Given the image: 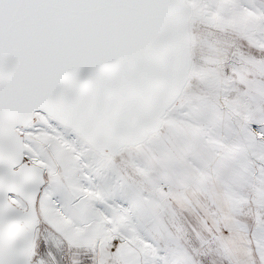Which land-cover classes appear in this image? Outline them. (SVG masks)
<instances>
[{
	"label": "snow or ice",
	"instance_id": "1",
	"mask_svg": "<svg viewBox=\"0 0 264 264\" xmlns=\"http://www.w3.org/2000/svg\"><path fill=\"white\" fill-rule=\"evenodd\" d=\"M0 264H264V0H0Z\"/></svg>",
	"mask_w": 264,
	"mask_h": 264
}]
</instances>
